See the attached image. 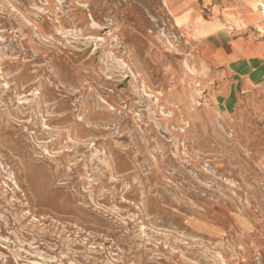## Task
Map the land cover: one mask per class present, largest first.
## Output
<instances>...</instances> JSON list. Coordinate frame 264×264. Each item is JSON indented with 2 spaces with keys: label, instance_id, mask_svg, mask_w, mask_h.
<instances>
[{
  "label": "rangeland",
  "instance_id": "rangeland-1",
  "mask_svg": "<svg viewBox=\"0 0 264 264\" xmlns=\"http://www.w3.org/2000/svg\"><path fill=\"white\" fill-rule=\"evenodd\" d=\"M261 47L160 0H0V264H260Z\"/></svg>",
  "mask_w": 264,
  "mask_h": 264
},
{
  "label": "crops",
  "instance_id": "crops-1",
  "mask_svg": "<svg viewBox=\"0 0 264 264\" xmlns=\"http://www.w3.org/2000/svg\"><path fill=\"white\" fill-rule=\"evenodd\" d=\"M260 1L160 0L161 5L168 9L172 20L185 37L191 38L197 44L202 43L203 47L206 46L223 60H227V58L233 56L236 58L239 53H244L248 45L250 46L251 39L253 38L256 42H260L262 44L261 48L264 49V22L259 19L260 15L256 9ZM237 61L239 69L236 68L234 70L235 65L233 63L235 62H232V65H229V71H239L247 66L244 63V59H237ZM262 73L263 70L250 77H247L248 75L246 74L241 75L240 73L236 75L242 77L243 82L246 81V78L249 79L251 85L258 86L259 84H264L261 76ZM257 76H261L260 82L262 83L259 82ZM238 82H231V86H234L236 90ZM232 93L231 91L229 96L226 99L224 98L226 102L231 103L233 97L239 98L238 92ZM262 150L264 151V145ZM253 255L255 256V254ZM255 257V260L259 261L260 264H264V242L261 245L260 252Z\"/></svg>",
  "mask_w": 264,
  "mask_h": 264
},
{
  "label": "built area",
  "instance_id": "built-area-1",
  "mask_svg": "<svg viewBox=\"0 0 264 264\" xmlns=\"http://www.w3.org/2000/svg\"><path fill=\"white\" fill-rule=\"evenodd\" d=\"M258 12L261 20L264 22V0H261L258 5Z\"/></svg>",
  "mask_w": 264,
  "mask_h": 264
},
{
  "label": "bare ground",
  "instance_id": "bare-ground-1",
  "mask_svg": "<svg viewBox=\"0 0 264 264\" xmlns=\"http://www.w3.org/2000/svg\"><path fill=\"white\" fill-rule=\"evenodd\" d=\"M260 30H262V29H260ZM121 64V63H120Z\"/></svg>",
  "mask_w": 264,
  "mask_h": 264
}]
</instances>
